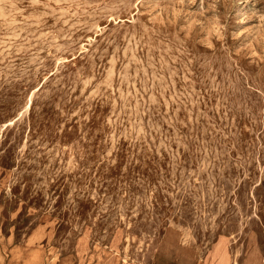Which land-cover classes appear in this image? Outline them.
<instances>
[{"label":"rangeland","instance_id":"rangeland-1","mask_svg":"<svg viewBox=\"0 0 264 264\" xmlns=\"http://www.w3.org/2000/svg\"><path fill=\"white\" fill-rule=\"evenodd\" d=\"M225 249L264 264V0H0V264Z\"/></svg>","mask_w":264,"mask_h":264},{"label":"crops","instance_id":"crops-1","mask_svg":"<svg viewBox=\"0 0 264 264\" xmlns=\"http://www.w3.org/2000/svg\"><path fill=\"white\" fill-rule=\"evenodd\" d=\"M223 249L224 248V245L223 244H219V245H215L213 249ZM225 252H226V255H227V263L226 264H229V255H228V252L226 251L225 249ZM183 253V252H181ZM181 253H177L176 256H172V258L169 259V256H168V259H157V260H154L151 264H219L218 263V256L214 253V250H213V256L211 257L210 260H197V259H191L190 256L186 255V254H181ZM2 257V253L0 252V259ZM244 264H256L255 262L253 263H250V262H245Z\"/></svg>","mask_w":264,"mask_h":264}]
</instances>
